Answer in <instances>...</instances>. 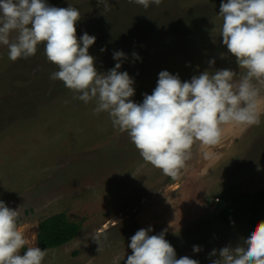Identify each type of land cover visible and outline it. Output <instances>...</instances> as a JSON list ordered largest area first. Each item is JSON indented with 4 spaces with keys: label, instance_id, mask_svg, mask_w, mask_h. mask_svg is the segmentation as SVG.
Masks as SVG:
<instances>
[{
    "label": "rangeland",
    "instance_id": "1",
    "mask_svg": "<svg viewBox=\"0 0 264 264\" xmlns=\"http://www.w3.org/2000/svg\"><path fill=\"white\" fill-rule=\"evenodd\" d=\"M47 2L79 9L76 36L96 37L89 54L98 72L115 66V51L125 53L120 71L134 79L136 103L152 94L163 70L182 82L218 69H231L239 79L242 70L219 35L222 0H163L147 9L108 0L107 10L98 0ZM57 70L43 45L34 56L15 62L0 47V200L20 211L18 227L27 241L21 254L37 246L42 221L63 213L80 232L66 245L45 251L42 264H126L131 237L149 226L150 235L167 229L165 239L177 259L211 264L219 249L242 245L264 220L263 214L230 225L216 219L233 197L264 187V105L258 125L225 128L221 143L207 149L216 154L215 162L204 160L195 145L180 177L172 179L143 161L106 112L93 114L94 101L85 104L62 81L51 80ZM190 191L201 199H193L194 206ZM213 249L216 257L210 256Z\"/></svg>",
    "mask_w": 264,
    "mask_h": 264
},
{
    "label": "clouds",
    "instance_id": "2",
    "mask_svg": "<svg viewBox=\"0 0 264 264\" xmlns=\"http://www.w3.org/2000/svg\"><path fill=\"white\" fill-rule=\"evenodd\" d=\"M147 9L163 0H128ZM108 8V0H98ZM77 7L51 6L47 0H0V47L7 48L15 62L37 53L43 45L44 55L58 70L50 74L53 81L77 95L85 104L95 102L93 114L106 112L115 130L126 133L144 162L160 169L165 176L178 179L193 147L199 146L203 159L211 163L217 156L207 149L221 143L226 127L246 128L260 123L264 105V0H222L219 35L228 52L235 56L240 70L203 71L189 81L163 70L152 94H144L142 103L135 95V81L127 71H120L126 59L115 51V66L98 72L89 48L96 37L85 32L76 36ZM101 51H106L102 48ZM140 60L137 53L132 54ZM215 60H210V67ZM19 209L0 200V264H42L45 250L25 248L27 241L19 230ZM138 230L130 239L132 254L126 264H200L187 256L177 259L174 247L165 239L167 229L158 235ZM243 244L218 250L211 264H264V220L259 221L242 238ZM194 245L193 252L199 253ZM211 257L217 256L213 249Z\"/></svg>",
    "mask_w": 264,
    "mask_h": 264
},
{
    "label": "trees",
    "instance_id": "3",
    "mask_svg": "<svg viewBox=\"0 0 264 264\" xmlns=\"http://www.w3.org/2000/svg\"><path fill=\"white\" fill-rule=\"evenodd\" d=\"M264 215V187L260 190L238 194L232 198V205L226 206L217 215L220 224L230 225L242 217L257 218ZM80 232V225L68 220L65 214L51 216L39 224L36 237L37 246L41 250H52L74 240Z\"/></svg>",
    "mask_w": 264,
    "mask_h": 264
},
{
    "label": "crops",
    "instance_id": "4",
    "mask_svg": "<svg viewBox=\"0 0 264 264\" xmlns=\"http://www.w3.org/2000/svg\"><path fill=\"white\" fill-rule=\"evenodd\" d=\"M217 169H218V168L214 169V171H217ZM194 185H195V184L189 186L187 189L194 188V187H195ZM192 190H193V189H192ZM191 193H192V192L190 191V194H189V201H191L192 204H193V206H194L193 199L197 200V202H198L199 200H201V199H199L200 196H198L196 193H195V196L192 195ZM251 193H252V192H251ZM197 202H195V203H196V204H195V208L197 207V204H198ZM191 212L193 213V211H191ZM195 212H196V211H195ZM36 242H37V241H36Z\"/></svg>",
    "mask_w": 264,
    "mask_h": 264
},
{
    "label": "built area",
    "instance_id": "5",
    "mask_svg": "<svg viewBox=\"0 0 264 264\" xmlns=\"http://www.w3.org/2000/svg\"><path fill=\"white\" fill-rule=\"evenodd\" d=\"M216 201H218V199H216Z\"/></svg>",
    "mask_w": 264,
    "mask_h": 264
}]
</instances>
